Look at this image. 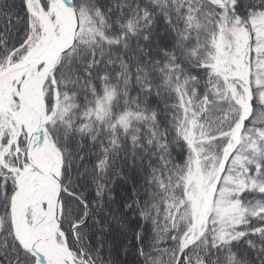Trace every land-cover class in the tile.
I'll use <instances>...</instances> for the list:
<instances>
[{"label":"snow or ice","instance_id":"1","mask_svg":"<svg viewBox=\"0 0 264 264\" xmlns=\"http://www.w3.org/2000/svg\"><path fill=\"white\" fill-rule=\"evenodd\" d=\"M0 264H264V0H0Z\"/></svg>","mask_w":264,"mask_h":264}]
</instances>
